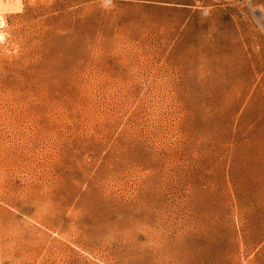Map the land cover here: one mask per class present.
Segmentation results:
<instances>
[{"label": "rangeland", "instance_id": "rangeland-1", "mask_svg": "<svg viewBox=\"0 0 264 264\" xmlns=\"http://www.w3.org/2000/svg\"><path fill=\"white\" fill-rule=\"evenodd\" d=\"M12 11L0 264H264V0Z\"/></svg>", "mask_w": 264, "mask_h": 264}, {"label": "bare ground", "instance_id": "bare-ground-1", "mask_svg": "<svg viewBox=\"0 0 264 264\" xmlns=\"http://www.w3.org/2000/svg\"><path fill=\"white\" fill-rule=\"evenodd\" d=\"M19 4H20V0H0V23H1V26L3 25L2 22H4V20H5V15L7 14L6 12L7 11L10 12L11 10L14 11L15 8L16 9L18 8Z\"/></svg>", "mask_w": 264, "mask_h": 264}]
</instances>
